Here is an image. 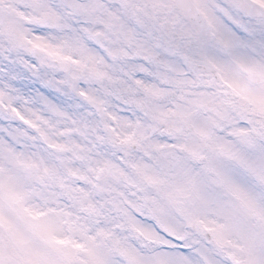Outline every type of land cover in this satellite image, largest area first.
I'll list each match as a JSON object with an SVG mask.
<instances>
[{
	"label": "snow or ice",
	"instance_id": "snow-or-ice-1",
	"mask_svg": "<svg viewBox=\"0 0 264 264\" xmlns=\"http://www.w3.org/2000/svg\"><path fill=\"white\" fill-rule=\"evenodd\" d=\"M0 264H264V0H0Z\"/></svg>",
	"mask_w": 264,
	"mask_h": 264
}]
</instances>
